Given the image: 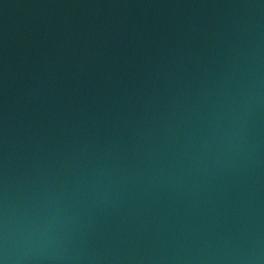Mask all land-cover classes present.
Segmentation results:
<instances>
[{
	"label": "water",
	"instance_id": "95a60500",
	"mask_svg": "<svg viewBox=\"0 0 264 264\" xmlns=\"http://www.w3.org/2000/svg\"><path fill=\"white\" fill-rule=\"evenodd\" d=\"M0 264H264V0H0Z\"/></svg>",
	"mask_w": 264,
	"mask_h": 264
}]
</instances>
